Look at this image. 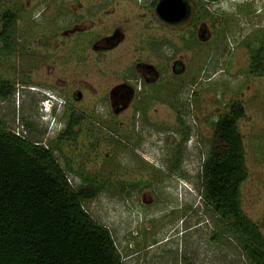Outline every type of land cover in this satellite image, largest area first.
Here are the masks:
<instances>
[{
	"label": "rangeland",
	"instance_id": "374dc122",
	"mask_svg": "<svg viewBox=\"0 0 264 264\" xmlns=\"http://www.w3.org/2000/svg\"><path fill=\"white\" fill-rule=\"evenodd\" d=\"M157 1L0 0V14L17 15L10 50L0 44V82L12 88L0 97V129L50 148L64 117L44 123L34 89L86 117L85 131L54 156L70 163L75 190L78 175L93 181L98 191L82 206L108 229L123 264H251L198 191L214 123L236 99L248 171L241 206L264 238V76L250 71L264 0H192L179 25L159 20ZM137 63L159 69L160 81L136 82ZM121 85L138 89L142 103L110 109Z\"/></svg>",
	"mask_w": 264,
	"mask_h": 264
},
{
	"label": "trees",
	"instance_id": "16d2710c",
	"mask_svg": "<svg viewBox=\"0 0 264 264\" xmlns=\"http://www.w3.org/2000/svg\"><path fill=\"white\" fill-rule=\"evenodd\" d=\"M201 1L212 5L221 0ZM16 21L11 8L0 14V44L6 52ZM250 61L251 73L264 76V37ZM11 89L10 83L0 82V97ZM244 115V106L235 99L217 117L198 192L223 230L237 238L249 262L264 264V238L241 206L248 171L237 123ZM52 151L0 129V264H123L108 229L82 206L98 191L93 181L76 173L83 185L75 190L67 176L73 171L62 169Z\"/></svg>",
	"mask_w": 264,
	"mask_h": 264
},
{
	"label": "flooded vegetation",
	"instance_id": "af4514ba",
	"mask_svg": "<svg viewBox=\"0 0 264 264\" xmlns=\"http://www.w3.org/2000/svg\"><path fill=\"white\" fill-rule=\"evenodd\" d=\"M183 1L187 5V9H188L187 15L188 16L182 22L171 24V23H167L161 20L155 12L156 16L159 18V20L163 24L179 25V24L184 23L191 14V6H190L189 1H192V0H183ZM158 2L159 0L157 1V3ZM157 3L155 4V9H156ZM73 27L77 30V28H81L82 25L81 23H77ZM96 48L97 46L94 45L93 49L96 50ZM174 69L179 71L178 68H176V65L173 67V70ZM134 73L136 74V78L138 79V80H135L136 82L138 81V83L142 84L143 86L145 87L148 86L150 88H152L153 85L158 83L161 77L159 69H157L155 66L148 64V63H137L134 67ZM138 92H139L138 89H134L133 87H130L129 85H121V86L115 87L109 94L107 106L110 107V109L115 110V111L117 110L123 111L127 108L132 107L133 104L134 105L136 104L137 106L138 101L142 103V100L140 101L139 99ZM81 97L82 95L81 93H79L78 98H81ZM77 115L78 114L73 109H70V106L66 107L64 104V108H63L64 119H62L64 122L63 128L62 130H60L58 134L55 135L53 140H50L51 142L50 148L47 145H44L39 140H36V141L32 140L33 144L37 147H42V148L44 147L46 150H49V151L54 150L52 151L53 155L56 152V149L59 151L63 147L70 146L72 144V141L76 139V136L78 134H81L83 131H85L84 125L82 123L84 122V118L86 117H80V116L78 117ZM85 125H86V120H85ZM57 156L58 158L56 156L54 157L56 158L58 164L60 165L62 169H71V165L68 161L63 162V157L60 156L59 154Z\"/></svg>",
	"mask_w": 264,
	"mask_h": 264
},
{
	"label": "water",
	"instance_id": "95a60500",
	"mask_svg": "<svg viewBox=\"0 0 264 264\" xmlns=\"http://www.w3.org/2000/svg\"><path fill=\"white\" fill-rule=\"evenodd\" d=\"M155 12L161 20L172 24L185 20L188 9L183 0H159Z\"/></svg>",
	"mask_w": 264,
	"mask_h": 264
},
{
	"label": "clouds",
	"instance_id": "9594fccd",
	"mask_svg": "<svg viewBox=\"0 0 264 264\" xmlns=\"http://www.w3.org/2000/svg\"><path fill=\"white\" fill-rule=\"evenodd\" d=\"M31 91H34V92L38 91L39 93L42 94V96H44V98L41 102V107H40V110L42 112L45 111L44 112L45 116L44 115L41 116V119L44 120V118L47 117V121L44 123L47 124L48 121L50 120L51 124H53L55 122V119L57 118V116L61 117L63 115L64 104L62 103L61 98H59L58 96H56L53 93H50L49 91H46V90L34 89ZM46 105H47V108H46ZM46 114H48V115H46ZM69 183H70V181H69Z\"/></svg>",
	"mask_w": 264,
	"mask_h": 264
}]
</instances>
